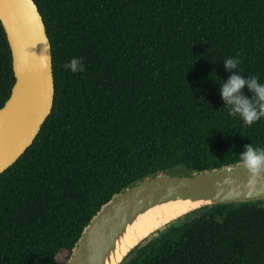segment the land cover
Returning a JSON list of instances; mask_svg holds the SVG:
<instances>
[{
    "label": "trees",
    "instance_id": "1",
    "mask_svg": "<svg viewBox=\"0 0 264 264\" xmlns=\"http://www.w3.org/2000/svg\"><path fill=\"white\" fill-rule=\"evenodd\" d=\"M52 49V112L0 175V264H66L114 195L173 171L241 163L264 118L230 116L219 84L239 54L264 83V0H34ZM80 58L83 72L64 67ZM15 83L0 22V109ZM249 95L247 89L243 90ZM124 264H264V201L206 207Z\"/></svg>",
    "mask_w": 264,
    "mask_h": 264
},
{
    "label": "water",
    "instance_id": "2",
    "mask_svg": "<svg viewBox=\"0 0 264 264\" xmlns=\"http://www.w3.org/2000/svg\"><path fill=\"white\" fill-rule=\"evenodd\" d=\"M0 22L15 77L11 95L0 109L1 175L37 138L52 112L55 83L51 43L34 0H0ZM176 201L200 203L194 212L263 202L264 169L250 174L237 163L207 171L180 170L145 177L103 205L84 229L66 264H110L121 238L139 217L157 205ZM142 246L131 249L118 264H124Z\"/></svg>",
    "mask_w": 264,
    "mask_h": 264
},
{
    "label": "clouds",
    "instance_id": "3",
    "mask_svg": "<svg viewBox=\"0 0 264 264\" xmlns=\"http://www.w3.org/2000/svg\"><path fill=\"white\" fill-rule=\"evenodd\" d=\"M240 63L239 54L223 61L225 70L231 75L219 84V93L223 104L229 107V115L239 116L245 125L251 126L264 118V83L257 76L242 75ZM64 67L73 73L84 71L80 58H72ZM245 88L249 95L243 93ZM240 159L250 174H259L264 169V148L247 144L240 153Z\"/></svg>",
    "mask_w": 264,
    "mask_h": 264
},
{
    "label": "bare ground",
    "instance_id": "4",
    "mask_svg": "<svg viewBox=\"0 0 264 264\" xmlns=\"http://www.w3.org/2000/svg\"><path fill=\"white\" fill-rule=\"evenodd\" d=\"M201 206L190 201H176L157 205L139 217L117 245L115 255L110 264H118L122 258L137 246L144 245L154 239L159 233L166 231L171 224L193 213ZM195 213V212H194Z\"/></svg>",
    "mask_w": 264,
    "mask_h": 264
}]
</instances>
